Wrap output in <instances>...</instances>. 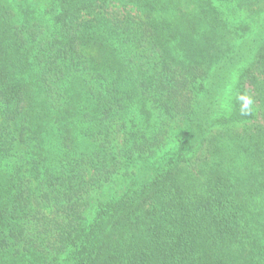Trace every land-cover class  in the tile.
<instances>
[{"label":"trees","instance_id":"trees-1","mask_svg":"<svg viewBox=\"0 0 264 264\" xmlns=\"http://www.w3.org/2000/svg\"><path fill=\"white\" fill-rule=\"evenodd\" d=\"M244 30L215 0H0V264H264Z\"/></svg>","mask_w":264,"mask_h":264},{"label":"rangeland","instance_id":"rangeland-1","mask_svg":"<svg viewBox=\"0 0 264 264\" xmlns=\"http://www.w3.org/2000/svg\"><path fill=\"white\" fill-rule=\"evenodd\" d=\"M248 2L250 0H247ZM217 6L226 13L229 23L236 27H242L247 36L256 35L258 32L264 31V11L257 12L256 9L248 8L240 0H215ZM255 7V6H254ZM240 72L233 74L227 87L220 94L214 116L216 117H230L231 112L234 109L235 98L238 93ZM252 104L257 105L258 100L254 97V93H248ZM258 109V107H256ZM260 120V115L254 120L248 123L249 126H256L257 121ZM244 124H218L216 130H222L225 134H231L236 131L237 128L244 127ZM202 169L206 168V165H200Z\"/></svg>","mask_w":264,"mask_h":264}]
</instances>
